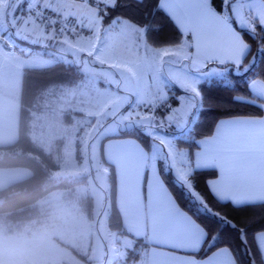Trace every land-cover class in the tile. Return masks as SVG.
Returning <instances> with one entry per match:
<instances>
[{"label":"crops","instance_id":"1","mask_svg":"<svg viewBox=\"0 0 264 264\" xmlns=\"http://www.w3.org/2000/svg\"><path fill=\"white\" fill-rule=\"evenodd\" d=\"M32 1L42 9L50 10L51 1ZM90 1L93 0H56L60 12L65 15L87 11L86 16H88L90 11L93 16L100 18L97 8L91 6ZM94 1L99 2L100 5H111L114 2V0ZM246 2L249 15L252 14L254 17L252 18L255 19L253 23L250 17L248 20L245 19L247 26L252 24L254 27L255 22L264 25V0H246ZM31 7L26 0L15 2L0 0V146L11 145L20 137L24 69L46 68L48 66L43 65L44 63L48 64L56 60L78 66L83 73L82 66H109V56L113 54L110 48L121 47L126 54L143 45V32L134 30L129 22L120 20L114 27L115 32L122 31L127 34L131 44L125 45V39L121 40L120 34L113 35L110 25L104 28L105 24L99 19L103 26L96 32L83 38L79 36L75 44L74 40L67 42V45L73 46L74 51H72L77 56L76 59L67 51L66 57L62 59L52 57V52L49 50L51 48L52 51V35L43 25L40 15L29 16L24 13ZM159 7L185 36L182 46L188 49L189 67L170 66L171 76L167 78L173 79L169 87L183 90L186 78L194 80L193 84L199 82L196 81L199 77L211 74L212 70H220V66L227 68L239 66L234 60L241 58V50L247 42L227 17L213 9L211 0H159ZM12 23H15V27L11 26ZM83 23L86 25L89 22L84 20L79 24L83 25ZM236 25L245 29L237 22ZM16 32L22 40L14 35ZM78 33L79 30H76L72 35L77 36ZM248 51L249 49L243 55L242 62ZM134 54L136 52L124 57L126 61L121 57L120 64L129 63ZM94 56L99 57L94 60L96 65L86 62L87 59H94ZM126 69L129 67L121 66L120 71L125 73L127 78L130 70ZM163 70L162 66H148L144 78L141 77L144 84L142 86L146 91L139 86L137 93L140 97L145 96L143 99L147 98L148 104L163 102L169 91L168 86H164L166 75L163 74ZM84 76L86 78L85 74ZM85 78L73 87L75 90L71 91L70 97L78 101L89 100L90 94L85 90H79L85 83ZM255 81L260 80H252L249 89L251 83ZM157 83L160 85L156 86ZM63 91L61 90L57 95L60 96ZM250 91L261 100L260 105L264 110V97L255 94L251 89ZM151 97L152 101H150ZM176 98L178 105L172 109V112L180 111L188 95L184 92ZM50 99L48 102L54 103L53 98ZM69 110L71 109H68V112ZM30 136L31 141L46 152L56 151L57 143H42L33 136V132ZM198 146L191 160V171L206 169L217 171V176L210 179L207 185L218 200L235 206L264 203L259 199H245L258 196L261 190H264V113L261 117L222 119L218 121L211 136L198 141ZM103 158L115 168L116 204L124 229L137 238H147V245L145 242L143 244L146 246L141 245L138 249L140 255L138 261L141 264H205V261L213 255L220 264H226L233 258L234 264H237L234 254L228 248H219L217 249L220 250L219 252L214 250L204 258L195 255L206 240V232L178 205L166 187L157 164L153 165L151 174L148 175L150 153L139 141L133 138L107 140L103 144ZM31 175V170L23 167L0 168V190ZM225 192L228 193L227 198L223 195ZM260 252L264 261V251L260 250Z\"/></svg>","mask_w":264,"mask_h":264},{"label":"rangeland","instance_id":"2","mask_svg":"<svg viewBox=\"0 0 264 264\" xmlns=\"http://www.w3.org/2000/svg\"><path fill=\"white\" fill-rule=\"evenodd\" d=\"M26 1L32 7L24 13L29 16L40 15L41 19L44 14L48 19L46 21L45 18L42 23L52 35V51L51 48L49 49L52 57L62 59L67 51L76 59L73 46L67 45V42L74 40L75 44L79 36L86 37L103 26L100 24L103 17H95L90 11L88 16H86L87 11L65 15L60 12L56 0H46L51 1L50 10L42 9L32 0ZM226 3L228 12L237 24L251 31L253 25L247 26L245 19L248 20L250 17L252 23L255 19L247 11L249 7L246 0H226ZM84 20L89 23L80 25ZM120 20L129 22L134 30L143 32V45L126 54L121 47L110 48L113 54L109 56V66H82L86 78L79 90H85L90 94L87 102L70 97L71 91L75 88L67 87L64 88L65 91L62 89L60 96L57 94L61 89L59 93H55L54 103H46L45 108L49 111L43 110L41 103L40 111H36L35 104L31 106L29 103L32 95L27 96L24 112L27 122L25 126H29L31 115L36 116L35 122L34 120L32 122L34 127L30 130L33 136L42 143H57L55 149L59 152L60 170L56 176L86 175L87 179L85 183L82 182L83 184L76 186L70 194L67 191H58L39 200L38 206L46 216L30 221L22 226L19 232L7 234L6 230L0 228V264H141L138 261L139 257L130 258L128 251L137 252L138 250L132 238L146 244L147 238L133 237L130 233L127 236L122 232L113 231L108 223L109 166L104 164L100 153L105 136L117 134L126 129L138 128L150 137L149 176L153 165L157 164L158 169L162 165L166 170L172 171L176 182L193 199H199L189 179L192 172L189 153L178 146L176 138L184 137L196 120L201 108L200 83L224 76L227 68L212 70L211 74L199 77V80L196 79L199 82L193 84L194 80L184 78L183 90L169 87L173 79L167 78L171 76L170 66L189 67L188 49L182 46L185 38L179 45L156 47L146 43L147 26L143 27L127 19L103 23L104 28L110 25L113 35L120 34L121 40L125 39V45L131 44L127 34L122 31L115 32L114 29ZM249 22L251 23V20ZM11 26L15 27V23ZM76 30L80 33L77 36L72 35ZM14 35L22 40L17 32ZM134 52L136 54L132 55L129 63L120 64L121 57L126 61L124 57ZM94 57L92 60L87 59L86 62L96 65L94 60L99 57ZM55 62L57 61L52 60L51 63L43 65L49 66ZM121 66L129 67L126 69L130 70L127 78L126 74L120 71ZM148 66H162L164 69L163 74L166 75L164 86L167 85L169 91L163 102L148 104L147 98L143 99L145 96L140 97L137 93V88L143 84L141 77L144 78ZM105 85L106 87H103ZM157 85L160 84L157 83ZM143 88L146 91V88ZM184 92L187 93L188 98H185L179 112H172V109L178 105L176 96ZM152 99L151 97L150 101ZM68 109L73 112L71 110L68 112ZM83 196L92 198V202H87L93 206L95 222L90 221L87 215L80 212L79 201ZM62 244L76 249L86 259L78 258Z\"/></svg>","mask_w":264,"mask_h":264},{"label":"trees","instance_id":"3","mask_svg":"<svg viewBox=\"0 0 264 264\" xmlns=\"http://www.w3.org/2000/svg\"><path fill=\"white\" fill-rule=\"evenodd\" d=\"M89 4L97 8L99 16L103 17V23L127 19L143 27L147 26L145 39L149 45L156 47L179 45L185 38L171 18L159 7V0H114L111 5H100L93 0ZM211 5L217 13L229 19L250 45V49L239 66L228 68L220 66L227 68L224 76L200 83L201 108L196 120L184 137L176 138L178 146L188 151L190 161L194 151L199 147L198 141L211 136L218 121L235 117H261L264 113L260 105L261 100L249 89L252 80L264 81V28L258 22H255L251 31L239 28L228 12L226 0H211ZM44 16L43 14L41 21L46 18ZM84 78L78 66L64 61L46 68L23 70L21 133L15 143L0 146V168L23 167L31 170L32 175L0 190V228L6 230L7 234L19 232L22 226L30 221L46 216L38 206L39 200L58 191H67L70 194L76 186L85 183L87 179L86 175L56 176L60 170L59 152L55 150L46 152L31 141L30 130L34 127L32 122L33 120L35 122L36 116L29 117V126L26 127L24 115L28 94L32 95L29 103L31 106L35 104L36 111H40V103L45 110L46 102L53 98L55 93L60 89L78 85ZM118 138H133L147 150H150L151 142L149 135L141 129L131 128L105 136L100 147L101 158L104 164L109 166L108 223L113 231L129 236L123 227L116 204L115 168L103 158V144L107 140ZM159 172L181 209L193 217L206 232V240L196 256L204 258L214 250L228 248L234 254L237 264H264L255 238L257 233L264 232V203L235 206L218 200L207 185L210 179L217 176L215 169L191 172L190 183L199 199H193L176 182L172 171L160 165ZM87 201L92 202V198L83 196L79 201L80 212L95 222L93 206ZM132 239L135 240L134 246L137 249L144 245L136 238ZM62 245L78 258L86 259L76 249ZM128 254L132 259L140 256L139 250L137 252L129 250Z\"/></svg>","mask_w":264,"mask_h":264},{"label":"snow or ice","instance_id":"4","mask_svg":"<svg viewBox=\"0 0 264 264\" xmlns=\"http://www.w3.org/2000/svg\"><path fill=\"white\" fill-rule=\"evenodd\" d=\"M262 26H264V25H262ZM248 49H250V45L245 44L244 48L241 50V58L235 59L234 63H236L237 65H240L242 63V57L247 52ZM221 63H224V61H221ZM250 89L255 94H257L261 97H264V81H255V82L251 83ZM193 90H195L194 87H193ZM223 195L226 198L228 197L227 192L223 193ZM245 199H250V200L259 199L261 201H264V190H261V192L258 196L246 197ZM256 242H257V246L259 247V249L261 251H264V232L256 234ZM219 251L220 250H217V252H219ZM224 251L230 252V250H228V249H224ZM205 264H220V262L217 261L215 255H213V256H210L205 261ZM226 264H234V258L230 262H226Z\"/></svg>","mask_w":264,"mask_h":264},{"label":"built area","instance_id":"5","mask_svg":"<svg viewBox=\"0 0 264 264\" xmlns=\"http://www.w3.org/2000/svg\"><path fill=\"white\" fill-rule=\"evenodd\" d=\"M46 21H48V19L46 18Z\"/></svg>","mask_w":264,"mask_h":264}]
</instances>
